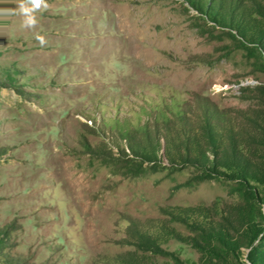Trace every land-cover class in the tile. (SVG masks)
<instances>
[{
	"label": "rangeland",
	"instance_id": "1",
	"mask_svg": "<svg viewBox=\"0 0 264 264\" xmlns=\"http://www.w3.org/2000/svg\"><path fill=\"white\" fill-rule=\"evenodd\" d=\"M248 223L264 0H0V264H250Z\"/></svg>",
	"mask_w": 264,
	"mask_h": 264
},
{
	"label": "trees",
	"instance_id": "2",
	"mask_svg": "<svg viewBox=\"0 0 264 264\" xmlns=\"http://www.w3.org/2000/svg\"><path fill=\"white\" fill-rule=\"evenodd\" d=\"M250 203L260 204L261 200L253 193L248 196ZM252 199V202L250 200ZM263 227L258 225L246 227V241L243 246L251 247L263 232ZM228 233L225 229H206L201 227L202 240L193 239V246L198 248L202 253V264H231L230 257L237 251V245L227 240ZM264 242V233L261 239V245ZM147 244H153L152 240L148 238ZM157 252V251H156ZM161 251L159 250V253ZM250 264H264V252L260 247H254L249 255Z\"/></svg>",
	"mask_w": 264,
	"mask_h": 264
}]
</instances>
